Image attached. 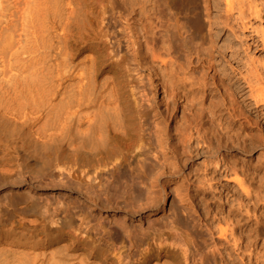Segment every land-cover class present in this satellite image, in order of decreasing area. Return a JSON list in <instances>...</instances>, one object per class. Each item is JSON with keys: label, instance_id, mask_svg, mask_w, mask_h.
<instances>
[{"label": "bare ground", "instance_id": "bare-ground-1", "mask_svg": "<svg viewBox=\"0 0 264 264\" xmlns=\"http://www.w3.org/2000/svg\"><path fill=\"white\" fill-rule=\"evenodd\" d=\"M94 1L96 0H0V177L12 172V162L15 160H20L31 169H39L46 161L56 167L58 157L61 156L79 173L92 180H95V174L101 167L114 163V172L118 173L119 167L124 164L131 181L129 189L133 188V183L141 184L142 179L139 178H144L147 171H144L146 158L137 155L132 165V160H127V156L136 155L143 145L149 153L152 142L148 136L144 137L146 131L141 121L144 114H141L137 106L134 94L136 88L134 89L130 74L131 68L127 66L128 59L125 54L117 55L116 51H111V55L106 52L108 58H116L115 60L109 59L107 62L105 59L104 51L108 44H105V38L108 33L100 25L104 22L106 6L112 1L97 0L96 3L100 1L99 9L96 8L97 4L93 7ZM230 1L233 0H226L227 8L232 7ZM255 6L253 11L258 13L260 8L255 9ZM192 13L195 16L197 12ZM93 15L99 18L101 24L97 21L95 24L91 18ZM178 30L177 32L183 31ZM168 59L162 62L168 70L165 72L169 73V69L171 72L165 73V87L171 98L182 92L178 96L184 99V103L179 104L182 105L180 116L169 114L172 107H165L164 111L165 121L171 115L174 122L163 133L165 148L175 139L170 144L172 147H169L175 153L174 163L171 161L169 163L172 165L167 164L172 168L170 175H176L174 178L181 180L180 182L186 179L194 187L196 194L209 199L205 203V214H208L205 221L210 233L216 234L215 244L227 264H264V225L261 223L264 205L257 204V200L250 202L248 190L238 177H232L238 189L226 186L218 193L213 191L220 177L233 172L235 174L236 171L228 162L217 158L220 149L231 147L226 140L229 122L216 120L217 110L225 109L228 112L226 104L229 101L227 102L226 95H221L224 103L218 105V102L210 100L205 107H201V112L206 111L208 118L201 122L202 128L198 127L202 113L194 112L192 118L185 115L187 111L189 114L191 108L193 110L194 104L189 105L187 95L195 88L188 90L185 86L188 91H181V87L188 85L187 75L185 77L183 74L185 78L182 81L181 75L176 77L178 74L174 71L175 67L174 70L172 68L174 63L171 58ZM175 79L180 82L174 81ZM205 90L203 88L202 92ZM196 115L199 122L194 118ZM239 140L240 150L244 152L247 150V143L244 137H239ZM159 145L161 149V144ZM31 152L38 158L32 159ZM197 158H202L200 163H197ZM185 166L188 169L186 173ZM162 174L164 171L159 169L158 176ZM55 175L58 176L57 173ZM151 178L154 179H149ZM146 180L151 183L148 178ZM164 182L166 181H163V185ZM142 183L144 184L143 181ZM163 185L158 197L164 201L166 196ZM143 190L147 191V188ZM151 192L153 193L152 190ZM143 194L144 202L146 199L147 201L137 205V211L143 212L145 208V212H152L159 208L155 195L151 196L148 191ZM16 198L29 202L22 207L14 206L11 210L1 208L4 213H0V264H122L119 246L116 247V243L115 246L110 241L105 225H100V234H90L82 223L75 226L70 218L62 216L57 219L59 226L50 232L47 230L45 216L40 211V203L29 200L26 194L12 192L8 197V204H12ZM90 199L97 209L99 201L94 197ZM28 212L36 214L26 216ZM171 214L177 225V212L173 211ZM176 228H173L174 233ZM171 229L165 231V248L162 246L163 231L158 228H154L148 237L133 241L129 239L137 252L132 264H189V256L193 255L188 252L189 232H178L179 236ZM104 236L108 239L105 240ZM169 239L178 241L171 242Z\"/></svg>", "mask_w": 264, "mask_h": 264}, {"label": "rangeland", "instance_id": "rangeland-1", "mask_svg": "<svg viewBox=\"0 0 264 264\" xmlns=\"http://www.w3.org/2000/svg\"><path fill=\"white\" fill-rule=\"evenodd\" d=\"M96 1H94L93 7H96L97 4L96 8L99 9L100 1H98L99 3ZM108 1H112L111 3L107 2L111 6L110 4L105 5L108 9L106 8V14L103 17L104 22H101L103 26L100 25L102 28L105 27L103 29H107L108 33L105 38L106 43L104 42L108 43L107 50L104 52L106 55V52L110 54L111 51H116L117 55L125 54L128 59L127 66L129 69L131 68L130 74L134 89L136 88L134 94L137 97V106L141 114H144L141 118L144 131H146L144 137L148 136L152 142L149 153L143 145L136 155L127 156V160L130 162L132 160V165L138 156L146 158L144 171H147L144 178H139V180L142 179L141 184L133 183L132 185L135 184L134 189H129L131 181L124 164L119 167L118 173L114 172V163L101 167L100 171L95 174V180H92L84 176L83 173H79L70 162L61 156L58 157V165L54 167V164H49L39 155L42 160L46 161L41 168L31 169L24 166L20 160H15L12 162V172L4 173L0 177V213H4L1 210L3 207L11 210L14 206L22 207L29 202L22 198H16L12 204H8V197L12 192H15L26 194L30 198L29 200H37L40 203V211L45 216L49 225H47V230L50 232L59 226L57 219L62 216L70 218L75 226L82 223L84 229L90 234H100V225L103 224L109 231L110 241H113L114 245L116 243V247L119 246L122 264H132L134 257L137 256L136 247L131 244V241L129 243V239L133 241L148 237V234L153 233L154 228H158L163 231L162 246L165 248V231L172 228L174 233L175 226H177V233L189 232L188 252L190 255L193 254L189 256V264H227L215 244L216 234L210 233L205 221V217L208 216L205 214V203L209 199L199 193L196 194L194 187L186 179L180 182L181 180L175 179L176 175H170L169 172L172 171V168L167 164L172 165L169 162L175 161L174 150L169 147H172L170 144L175 139L169 142V146L165 148L164 134L174 125L171 115L175 113L178 117L182 106L179 104H182L184 99L179 97L182 92L178 93L179 96L174 94L172 98L168 93L169 90L165 87L167 79L165 73L170 74L171 72L170 69L169 73L165 72L166 68L163 63L170 56L174 60L171 62L174 63L173 70L175 67L174 71L178 74L176 77L181 75V80L187 75L186 83L188 85L185 84L181 87V91L185 93V91L192 90V87L195 88L191 94H188L189 96L187 95L189 105L194 104L193 110L191 111V108L189 114L188 111L185 113L186 116L190 115L189 118H192L195 113L205 114L206 111L201 112L200 109L205 107L210 100L218 102L219 105L225 102L223 96L226 95L227 102L229 101L226 104L228 112L225 109L217 110L216 120L229 122L226 140L231 147L220 149L217 158L228 162V165L233 166L236 171L235 174L233 172L225 177H220L219 183L216 184L213 191L218 193L219 190L223 191L226 186H230V188L234 186L238 189L239 187L232 179V177H238L243 180L244 186L248 190V197H251L250 202L257 200V204L264 205V0H233L230 1V4L232 3L230 8H227L226 0ZM254 6L255 9L260 8L258 13H254ZM109 7H113V9ZM205 8H208L209 12ZM192 12L197 13L193 16ZM206 12L208 14H205ZM91 18L95 24L96 21L101 24L98 17L93 15ZM179 26L183 28H179ZM176 27L177 30L179 28L180 31H185L177 32ZM197 30L200 32L198 33ZM167 35L170 37L167 38ZM201 37L204 38L201 39ZM149 38L152 41L148 40ZM145 42L151 45L149 46ZM108 45L112 50L108 48ZM145 50L146 54H144ZM152 52L155 57L151 55ZM166 53L170 55L167 56ZM107 55L105 59L109 62L110 58ZM113 59L116 58H111L110 61ZM178 80L177 82H180ZM185 86L188 90L184 88ZM167 88H169L168 84ZM203 88L206 89L205 92H202ZM221 95L223 96L221 97ZM176 106L178 107L175 108ZM165 107H172L169 113L171 115L167 116L170 118L166 117L168 121L163 118L165 117ZM202 114L199 116L200 120L197 115V117L194 116L196 121H200H198L199 126L196 125L201 128V122L208 118V114ZM144 116L146 118H143ZM176 119L178 120V118ZM166 124L167 127H165ZM157 137H160L158 144ZM239 137H244L247 143V150L244 152L240 150ZM159 144H161V149ZM30 154L32 159L38 158L36 155L33 156L32 152ZM135 156L137 157L135 158ZM173 158L174 160H172ZM201 160L202 158L196 159L197 163H200ZM30 164H32V160ZM166 168L167 170H165ZM184 168V173H186L188 169L186 166ZM159 169L164 171L162 176H158ZM195 172L197 173V171ZM148 174L154 179H149ZM146 177L151 180V183L146 180ZM153 180L154 183H152ZM162 180L166 181L164 185ZM142 184L143 187H140ZM161 185L166 191H164L166 196L164 201L159 198L162 190ZM143 188L145 190L147 188L150 195H155V200L158 201L159 208L152 212H145V208L143 212L136 209L137 205L147 201L146 199L144 202L143 193L147 191H144ZM93 197L99 201L97 209L91 204L90 198ZM173 211L177 212L176 216L178 217L175 221L177 225L172 220L171 213ZM258 213L259 209L256 214L258 215ZM26 214V216H33L36 213L28 212ZM261 220L264 225V218ZM106 238L107 236H104L105 240L108 239ZM169 240L171 242L178 241L177 239Z\"/></svg>", "mask_w": 264, "mask_h": 264}]
</instances>
